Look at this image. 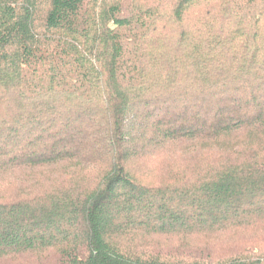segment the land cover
<instances>
[{
    "label": "trees",
    "instance_id": "16d2710c",
    "mask_svg": "<svg viewBox=\"0 0 264 264\" xmlns=\"http://www.w3.org/2000/svg\"><path fill=\"white\" fill-rule=\"evenodd\" d=\"M0 264H264V0H0Z\"/></svg>",
    "mask_w": 264,
    "mask_h": 264
}]
</instances>
